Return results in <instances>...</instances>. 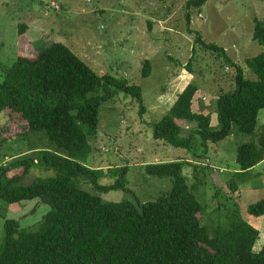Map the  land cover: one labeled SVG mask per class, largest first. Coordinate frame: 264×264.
<instances>
[{"label": "trees", "instance_id": "1", "mask_svg": "<svg viewBox=\"0 0 264 264\" xmlns=\"http://www.w3.org/2000/svg\"><path fill=\"white\" fill-rule=\"evenodd\" d=\"M206 1L188 0L187 8L197 9ZM19 28L20 38L27 27ZM252 40L262 51L243 61L253 76L246 78L243 68L222 48L194 37L196 44L234 70L231 88L217 93L212 102L216 129H212L209 115L193 110L198 92L193 82L152 127L154 140L188 151L194 158H204L207 145L223 141L232 125L247 138L236 148L237 169L224 185L210 182L214 192L209 202L208 182L219 169L213 171L201 162L187 160L144 166L148 176L171 179L170 190L152 202L109 203L84 191L80 181L98 193L125 190L126 167L102 170L85 166L91 154L87 138L97 135L101 105L119 94L140 102V87L126 79L94 73L61 43H52L34 56L18 55L0 82V112L7 110L18 117L25 127L23 135L42 133L65 154L35 150L0 166V264H264V243L253 251L259 233L240 214L238 197H234L239 195L240 185L258 177L248 173L264 161V130H256L258 113L264 109V20L253 19ZM185 67L189 72V62ZM149 74L150 63L144 60L141 77ZM196 139L201 154L195 152ZM184 166L191 176L185 175ZM48 167L59 170L60 175L20 185L32 169ZM103 178L114 183L101 186L98 181ZM210 200L216 216L203 224ZM28 201L46 209L37 225L22 228L18 221L4 218L7 206ZM245 209L249 216H262L264 200Z\"/></svg>", "mask_w": 264, "mask_h": 264}, {"label": "rangeland", "instance_id": "2", "mask_svg": "<svg viewBox=\"0 0 264 264\" xmlns=\"http://www.w3.org/2000/svg\"><path fill=\"white\" fill-rule=\"evenodd\" d=\"M187 2L0 0V82L18 55L34 56L33 53L52 43H61L94 73L126 79L129 84L140 87V102L119 94L113 101L101 105L97 135L87 138L91 148L85 163L87 168H127L124 191L98 193L88 183L80 181L79 186L84 191L99 196L105 202L145 204L166 194L171 188V179L148 176L144 167L147 164L174 160L205 164L208 161V168L219 169L208 182L215 185H224L226 177L237 169L236 148L247 138L239 135L234 125L231 134L223 141L207 145L204 158H194L188 151L154 140L152 127L167 113L180 89L193 82L198 88L193 110L200 109L209 115L212 129L217 128L212 102L217 93L231 88L234 70L227 67L223 59L216 58L196 44L194 37L198 35L203 41L222 48L232 62L243 68L244 77L252 78L243 61L262 51L252 40V29L253 19L264 20V0H207L197 9L187 8ZM51 3L57 5L58 10L49 7ZM22 25L27 27L26 36H22L19 43L17 32ZM144 60L150 63V74L146 78L141 77ZM188 62L191 73L186 71ZM167 93L170 97L166 100ZM256 130H264V109L258 113ZM22 131L25 127L18 117L7 110L0 112V166L20 154L35 150L59 156L65 154L51 145L42 133L23 135ZM194 147L195 152L201 154L197 139ZM183 172L191 176L187 166ZM248 174L258 177L240 185L239 195L234 197H238L240 214L259 233L253 248L257 252L264 243V214L252 217L246 214L245 208L248 204L264 200V165ZM59 175V170L49 167L32 169L20 185L46 181ZM113 183L110 178L98 181L101 186ZM212 183L206 194L207 202L214 192ZM45 211L36 201H28L7 206L2 214L5 219L18 221L22 228H32ZM208 215L210 217L206 216L203 224H208L209 218L216 216L212 200ZM2 238L3 218L0 219V241Z\"/></svg>", "mask_w": 264, "mask_h": 264}, {"label": "crops", "instance_id": "3", "mask_svg": "<svg viewBox=\"0 0 264 264\" xmlns=\"http://www.w3.org/2000/svg\"><path fill=\"white\" fill-rule=\"evenodd\" d=\"M51 2H53V1H51ZM54 3H55V2H54ZM59 6H60V5H59ZM21 41H22V37L19 38V43H21ZM188 84H189V83H188ZM186 85H187V84H186ZM186 85H185V86H186ZM183 89H184V88H183ZM183 89H180V90L182 91ZM168 91H169V89H168ZM168 91H167V92H168ZM181 91H179V92H181ZM179 92H178V93H179ZM167 94H168V93H167ZM177 95H178V94H177ZM168 97H170V94H168V96L166 95L164 98L167 100ZM175 98H176V97H175ZM174 100H175V99H174ZM171 105H172V104H171ZM171 105H170V106H171ZM200 105H201V104H200ZM170 106H169V107H170ZM207 164H209V163H207ZM262 165H264V161L261 162V163H259L256 167H260V166H262ZM256 167H254V168H256Z\"/></svg>", "mask_w": 264, "mask_h": 264}, {"label": "built area", "instance_id": "4", "mask_svg": "<svg viewBox=\"0 0 264 264\" xmlns=\"http://www.w3.org/2000/svg\"><path fill=\"white\" fill-rule=\"evenodd\" d=\"M49 7H52L54 10H58V6L55 5L54 3H51ZM198 16H199V15H198ZM207 163H209V162L206 161L205 166H206ZM209 167H210L213 171L217 170L216 168H214V167H212V166H209ZM220 172H221V170H220Z\"/></svg>", "mask_w": 264, "mask_h": 264}]
</instances>
